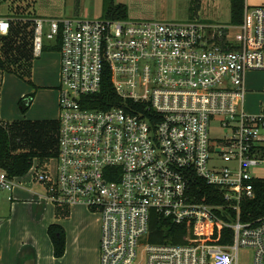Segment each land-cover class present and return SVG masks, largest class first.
Segmentation results:
<instances>
[{
	"label": "built area",
	"instance_id": "obj_1",
	"mask_svg": "<svg viewBox=\"0 0 264 264\" xmlns=\"http://www.w3.org/2000/svg\"><path fill=\"white\" fill-rule=\"evenodd\" d=\"M36 58L61 38L59 155L29 174L55 204L101 217L100 264H239L241 246L264 264V217L241 220L264 163V110L245 109L246 76L264 70V6L242 23L33 19ZM11 19L0 16V36ZM110 77L116 97L93 106ZM221 116L223 145L210 137ZM54 161V162H53ZM17 177L0 168V196ZM214 188L215 202L199 193ZM202 194V195H201ZM194 227L196 241L148 240L152 212ZM234 231L213 240V226Z\"/></svg>",
	"mask_w": 264,
	"mask_h": 264
},
{
	"label": "trees",
	"instance_id": "obj_2",
	"mask_svg": "<svg viewBox=\"0 0 264 264\" xmlns=\"http://www.w3.org/2000/svg\"><path fill=\"white\" fill-rule=\"evenodd\" d=\"M198 7V4L195 8ZM245 0H232L231 24L242 23L244 17ZM106 18L129 19V7L126 3L111 0L106 6ZM32 18L11 19V29L7 35L0 36V69L20 77L27 78L33 83L32 70L35 55L33 51L34 27ZM60 50L61 38L54 45ZM47 46H45L46 48ZM37 87V86H35ZM35 92L24 95L19 100L23 113H26L35 98ZM93 106L107 108L112 105L116 94L110 77L104 78L102 90ZM60 119L45 120H15L3 121L0 118V168L5 170L9 177H22L29 173L33 161L37 159L40 165L59 155L60 149ZM255 196L244 199L241 203V220L243 222L257 221L264 217V178L253 182ZM207 195L206 201L215 202L217 195L214 188L205 184L199 191ZM201 194V195H202ZM57 205V217H66L69 211L66 205ZM48 234L54 246V255L61 258L67 250V235L65 228L59 223L48 227ZM234 231L216 224L213 226L212 238L219 243L232 241ZM197 239L194 227L188 224L177 225L170 219L152 212L148 240L151 243L176 244L195 242Z\"/></svg>",
	"mask_w": 264,
	"mask_h": 264
},
{
	"label": "crops",
	"instance_id": "obj_3",
	"mask_svg": "<svg viewBox=\"0 0 264 264\" xmlns=\"http://www.w3.org/2000/svg\"><path fill=\"white\" fill-rule=\"evenodd\" d=\"M152 1L170 3L174 0ZM189 1L193 5V11L190 15L191 21L211 25H232V0H211L216 5L215 11L203 17L199 15L203 0ZM197 4L198 8L196 9ZM245 4L264 6V0H245ZM4 17L9 19L29 18L15 13L7 14ZM36 17L44 16H35L32 19ZM36 61L37 59L34 61L32 70L33 79L40 87V93L51 92L50 90H53L51 86L54 84L53 78L56 76L48 72L46 75L42 74L41 77H38V70L35 68ZM262 72L264 70H249L247 72L245 109L251 113H259L264 110V94L254 91V86L261 82V74L259 73ZM59 75L60 72L57 80H60ZM55 83L58 90L59 81ZM58 98L57 92L59 108ZM0 104L1 120H13L15 119L14 115H19V111L14 114L12 109L6 107V104L2 106L1 98ZM40 117H44L41 119H57L51 116ZM35 182L26 175L17 177L16 185L11 192L12 199H9L7 192L0 196V264H100L102 231L100 214L85 205L76 204L66 205L69 215L59 218L56 215L57 205L48 198L44 192L45 187L43 185L40 187ZM53 223L61 224L67 235V250L61 258L54 255V246L48 234V227Z\"/></svg>",
	"mask_w": 264,
	"mask_h": 264
},
{
	"label": "rangeland",
	"instance_id": "obj_4",
	"mask_svg": "<svg viewBox=\"0 0 264 264\" xmlns=\"http://www.w3.org/2000/svg\"><path fill=\"white\" fill-rule=\"evenodd\" d=\"M110 1L111 0H0V16L4 17L7 14L15 13L21 16L25 15L29 18H33L35 16H44L52 19L106 18V6ZM116 1L124 2L129 6V20L131 21L142 22L143 20H152L156 22L169 23L188 22L191 21L190 15L191 11H193V5L192 3L190 4L189 0H174L170 3L166 1L160 2L152 0ZM215 7L216 5L213 1L203 0L199 15L203 17L208 13H212L215 11ZM46 46L47 47L42 53L41 58H35V60L37 59L35 68L38 70V77H41L42 74L46 75L48 72H50L51 75L56 76L55 78H53V86H56L55 82H60L59 79L57 80V76L60 72V50L58 48H55L54 44L51 41L46 40ZM259 74H261V82H259L257 86H254V91L256 93L264 94V72ZM27 78H23L16 74L9 73L0 69V98L2 106L6 104V107H8V109H12L14 111V114L16 113V111H19V115H14L15 119H9L7 121L12 122L15 120H22L23 117L24 119L32 121L45 120L41 119L44 117L40 116H51L59 118L60 111L57 105V92L59 97V91L57 89H53L50 90L51 92L40 93V87L36 83L35 79H33V76H31L30 78H32L34 84L28 82ZM34 92L36 94L30 109L26 113H23L19 105L21 96ZM221 119V116H215L214 118H212L209 127L210 137L213 141L217 142L218 145H223L226 137L220 122ZM253 174L257 177L264 178V163L253 169ZM26 176L32 178L31 174ZM35 183L40 187L41 185H43L39 182ZM44 192L47 194L46 189L44 190ZM254 254V248L241 246L239 249V264H254Z\"/></svg>",
	"mask_w": 264,
	"mask_h": 264
},
{
	"label": "flooded vegetation",
	"instance_id": "obj_5",
	"mask_svg": "<svg viewBox=\"0 0 264 264\" xmlns=\"http://www.w3.org/2000/svg\"><path fill=\"white\" fill-rule=\"evenodd\" d=\"M56 88H57V86H53V85L51 86V89H56Z\"/></svg>",
	"mask_w": 264,
	"mask_h": 264
}]
</instances>
